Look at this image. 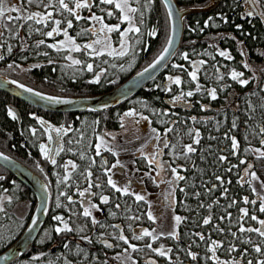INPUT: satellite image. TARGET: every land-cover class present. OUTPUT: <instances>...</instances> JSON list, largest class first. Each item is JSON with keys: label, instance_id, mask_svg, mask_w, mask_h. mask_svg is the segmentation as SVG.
<instances>
[{"label": "trees", "instance_id": "obj_1", "mask_svg": "<svg viewBox=\"0 0 264 264\" xmlns=\"http://www.w3.org/2000/svg\"><path fill=\"white\" fill-rule=\"evenodd\" d=\"M210 1L176 0L181 9H184L183 7L205 5ZM259 1L264 12V0ZM148 3L151 5H144L145 0H141V4L139 5L132 4L143 11L144 14L142 24L139 20V12L136 14L137 26L141 29L140 33L136 34L140 43L138 45L135 43L140 51L137 56L140 60H138L135 66L127 70L125 74L119 75L121 82L130 78L136 72L133 70H137L140 64L143 63V60L148 61L150 56L160 49L163 40H166L168 23L164 7L160 0H148ZM100 6V10L104 9V6ZM244 9L245 6L242 0H223L215 10L209 13H193L189 15L185 22L183 44L176 58L169 65L166 72L151 84L152 88H157V91H161V93L151 95L147 91H142L133 99L138 109L143 112V116L148 117L150 129H157L162 138L164 137L166 128L172 127L174 129L172 132L167 133V140L170 142V145H175L174 149L171 147L165 149V154L170 155V158L174 156L173 153H181L183 145L192 143V137L188 135L189 129L198 128L200 141L205 137V140L200 142V149L195 154H189L195 162V169H189L186 165H184V169H180L184 170V174L181 173V175L185 176L186 179L181 181L180 187L177 189V192L180 194H178L179 197L176 199L175 214L186 219L182 220L179 227L176 228L178 238L160 236L156 241H152L150 237H145L143 240H135L132 233H127L130 230L133 232L132 229L139 226L148 228L149 231L156 229L158 233V212L154 207L149 208L147 200L137 202L133 195H123L114 191H111L108 196L109 202L105 204L100 200L101 192L98 189L96 190L92 203L98 205V208H94L92 217L95 218L97 223L93 224L92 217H84L82 215L83 210L75 198L77 188L73 187V185L62 187L61 182L57 180L54 170H61L60 162L57 161V165L54 167L51 165L47 166V174L52 182V190H59L60 193H63L62 189L64 188L67 195H58L60 204L58 206L57 198L54 196L55 193L53 194L54 197L50 204L47 221L38 241L26 255L13 264H105V262L107 264H131L130 261L115 259L116 253L121 252L123 248L127 247L122 241L115 239L120 234V229L123 230L125 236L128 235L131 243L136 244L141 249L139 252L131 253L132 258L137 261V264H147L149 260H154L156 264H216L214 260L209 259L212 255L209 251L212 240L223 242L216 252V256L221 261L231 262L239 260L241 264H247V260L252 259L253 264H256L257 259L264 258L260 257L253 250V246L261 242L259 235L254 232L240 233L238 231L241 225L245 228L259 227L258 220L264 219V213L258 211L259 206L257 203L253 205L243 202L244 197H248L249 201H260L256 198V194H260L261 184L258 180H252L251 185L245 182L251 180V177L245 176L244 169L252 162V167L249 171L256 172L257 166L264 162V158L259 157L256 152L251 150L245 151V149L256 148L264 150V145L260 143V140L264 138V134L259 132V129L264 127V107H262L264 105V72L258 73L259 77L257 80L251 78L247 85L238 84L237 81L234 82L230 76V72L234 69L237 72L244 73L243 79L252 77L251 71H245L241 64V54L235 41L231 38L232 35L245 39L248 47L249 61L252 64L258 65L264 61V24L257 18L249 22L250 20L245 18ZM116 14H119V10L114 11L112 17H108L106 12L101 11L100 13L105 18L104 22L110 25L120 23V19L117 18ZM210 17L212 18L211 20H209ZM14 23L13 27H15ZM120 24L125 26L123 23ZM18 25L21 26L22 32H18L17 34L20 36L10 41L13 44L10 53L7 51L8 44L4 42L5 45L0 49V54L4 58L0 62L15 60L16 62L21 61L24 63L33 59L29 57L32 52L30 47L25 52H22L24 46L21 43L23 40L27 41V31L25 28L33 31V26L30 25V22L25 21ZM43 30L47 31L48 29L43 28ZM153 30H155L156 35H149ZM12 31L17 32L18 30L13 29ZM118 33H111V37L114 39L118 38ZM36 38L39 39L38 37ZM36 38H30L28 44L35 46L37 41H39ZM90 39L93 38L90 36H80L79 38L82 44L86 43L85 41L89 42ZM39 47L42 51L48 52L50 59L44 57L47 62L43 63L40 67H35L32 70L33 76L43 83L45 80L50 85L52 83L56 84L55 88L63 92V94L96 96L109 92L115 89L117 85H120L118 83L112 84L109 81L112 79V76L109 74L111 69L107 70L100 84H89L88 81L94 77V74L86 70H78L83 69L84 64L72 67L64 65L60 61L50 64L48 61L53 58L57 51L47 48L46 44ZM221 48L227 49V52L233 58L229 60L221 57L217 52ZM185 52L189 54L188 60L183 59V53ZM33 53L36 54V51H33ZM76 54L85 64L93 63L95 72H98L102 68V61L107 60L110 62L114 58L107 55L94 58L88 56L84 51ZM56 56L59 57L58 52ZM35 59L37 58L35 57ZM60 60L62 61L63 58ZM194 61L205 62L197 71V81H192L188 75V72L193 70L192 62ZM121 63L123 62L121 61ZM173 65H182L183 67L176 68ZM113 69L116 70L117 68L114 67ZM170 76H179L182 83L179 86L171 83L167 79ZM220 76H223V79H220ZM196 83L202 86L200 92H196L193 88ZM169 87L172 94L175 95H179L181 90L184 92H194L192 97H185L186 100L192 102L191 104L194 105L192 111L183 112L167 109L165 99L172 98L169 91L166 90ZM212 88H216L217 95L221 98L227 96L232 89L233 92L235 91L234 102L231 103H235V110L229 108H225L224 110L221 108L222 113L218 122L202 117V114H209V109L204 113L198 109L199 103L203 104L211 99V97H207L208 92L206 90ZM9 105H14L18 108L21 115L20 122L17 119L13 120L8 115ZM212 107L219 112L218 107ZM121 108L124 110L121 106L120 108L108 111L105 115H92L88 113L86 115L82 114L79 117H77L78 115L75 117L74 115H69V118H73L69 122L70 127L76 131L77 135H81L82 139L91 137L96 141L97 134L103 130L101 126L103 123L105 124V130L118 129L117 124ZM164 112H167L168 115H162ZM213 113L215 112L212 111L209 115L211 116ZM177 114L184 117L181 118ZM37 117L43 118L51 125H62L65 124L63 120L66 116L28 106L0 91V149L7 150L11 156L21 160V162L31 168L36 165L35 159L42 164L44 162L36 145L38 139H44V130L39 125ZM192 117H196V120H192ZM99 118L104 120L100 123L101 125L98 123ZM170 121L177 123L172 124L169 123ZM233 121L237 125L235 129L232 128ZM33 128L37 130L35 134L31 131ZM226 132L230 136H234L239 142L236 155L232 154L231 140L226 139L224 136ZM213 136L216 137L215 140L210 139ZM218 139L226 143V145L220 146L219 144V147L213 148L217 142L219 143ZM194 146L196 147L197 145ZM209 146H211V152H209ZM81 151L86 152L88 157L95 158V164L91 165L92 174L102 180L105 179L103 178L102 170L98 167L100 163L99 156L95 155L94 149L87 148V145L75 144L72 152L64 153L65 155L60 156V159L72 158L78 165L76 171L84 172L89 167V162L87 159L82 160L80 158L79 153ZM218 155L226 156L227 160L223 163L218 162ZM201 156L205 158L201 159ZM175 158L174 156V160L180 159ZM181 158L183 159V157ZM241 160H245L246 162L241 164ZM115 163L116 161L111 164ZM232 165H236V167L231 172H228L227 169ZM118 167L112 169L113 174L118 175L120 172V168ZM137 168L139 171L142 169L140 164ZM146 170L147 172L148 170L152 171L153 166L147 165L140 173L144 175L147 173ZM100 171L101 174H98ZM6 175L5 180L0 183V188L6 189V193L11 196V201L7 204L8 208L13 210L14 207L12 208V206L20 202H26L27 200L31 203V212L34 211L36 199L32 193L9 173H6ZM217 175L224 179L223 185H220V182L215 179ZM241 177H244V180H241ZM188 180L190 183L187 187ZM229 181L231 182L229 183ZM193 183L196 185L195 188L192 187ZM121 184L123 185V183ZM121 184L119 183L120 186ZM212 184H216L217 188L209 194L205 189L211 188ZM56 185L60 186L57 187ZM103 187L105 190L108 185ZM252 187H255L257 192H252ZM181 188L185 190L184 194L180 191ZM224 188L228 189L227 196L222 195ZM197 191L201 193L199 198L194 195V192ZM66 196H72L75 203H70L66 199ZM216 200H219V205L214 203ZM232 200H236L237 203L232 207H228ZM117 203L121 205L119 209L115 207ZM200 203H203L205 206L213 204L211 210L213 220L208 225L203 224V218L209 215V211L206 207L198 208ZM240 208H248L249 215H256L258 220L252 221L247 217L241 220L240 216L242 214L239 212ZM149 209H151L153 216L156 218L155 220L148 219L147 212L150 211ZM111 213H115V215ZM227 213H231L232 216L227 217ZM57 215L63 216L65 220L69 221V226L73 228L72 232H55V227L58 226L59 222L54 220L53 217ZM221 216H225L226 218L221 220ZM134 217H139V219H134ZM26 225L27 222L18 220L13 213L0 212V253L9 248L21 236ZM112 225H118L119 228H113ZM217 227L224 231H217ZM232 232H236L237 236L233 237ZM196 233L203 234L205 240H200L199 236L195 235ZM82 236L88 237L90 242L89 239H81ZM245 240H251L252 243H244ZM102 241L111 243L114 247L108 248ZM148 243H152L153 248L163 245L165 249H171L172 251L168 253L167 257H161L145 247ZM65 244L68 245L67 248ZM230 245H234L236 251L228 252L227 249ZM244 249H248V254L241 257L240 252ZM188 251L196 253L197 259L192 260L187 254ZM34 257L38 259H33Z\"/></svg>", "mask_w": 264, "mask_h": 264}, {"label": "rangeland", "instance_id": "obj_2", "mask_svg": "<svg viewBox=\"0 0 264 264\" xmlns=\"http://www.w3.org/2000/svg\"><path fill=\"white\" fill-rule=\"evenodd\" d=\"M45 2L47 3V2H49V0H45ZM51 2L54 4L55 0H51ZM160 2L162 3V5L164 7V10L166 13V19H167V23H168V33H167L166 40H163V42H162L163 44H161L160 49L157 52L153 53L150 56V59L148 61L147 60L144 61L143 59H141V60H143V63L140 64V66L137 70L136 69L133 70L134 72L136 71L135 74L133 73L134 75H136L139 72H142L146 67H148L149 64H151L153 61H155L161 55L162 50L166 46V42L170 37V34H171V32H170V30H171L170 18L168 16V12L166 10V7H165L163 1L160 0ZM5 3H6V6H8L10 4L12 7H22L25 10V13H33V12L45 13L48 11H52L54 19H60L62 21V23L60 25L61 28L66 26L63 23L65 18L72 19L73 20V27L71 29H69V34L71 36L76 37V42L79 44H82V42H81V40H79L80 36H77L78 31H76L75 29L82 30V29L90 27L92 24L91 21L86 20V19H81L80 21H76L73 17L68 16L67 12L61 13L59 11H56L54 8H47L46 9L43 6V4L40 3V0H33V2L31 4H29L27 2V0H5ZM209 3H207L205 5H197V6H193V7H187V8L183 7V8L184 9L202 8V7H205L206 5H208ZM242 3H244V6H245V9H244L245 18H248L250 20L249 22H251L252 20L257 18L260 21H262L264 24V12L262 10V6H261L259 0H242ZM98 4H99V0H94V6L91 9V12L95 13L96 15H100V13H101V10H100L101 6L100 5H102V4H99V6L97 7L96 5H98ZM139 4H141V0H140ZM144 5L150 6L151 4L148 3V0H145ZM70 6H73V5L70 4ZM103 6H104V9H107L108 5H102V7ZM108 7H109L108 8L109 10L116 11L115 9H112V6H108ZM249 12L253 13V15L248 16L247 14ZM79 14L82 17H88L90 15L89 10H87V9L79 10ZM12 15H19V13H12ZM116 15H117V18L119 19V14H116ZM187 17H186V19H187ZM134 19L136 21L137 16H135ZM186 19H185V22H186ZM23 21L24 20H21L19 22L13 21V22H15L14 23L15 27H13V22L11 24H9L6 20V18H4V29L5 30L3 33V38L0 39V44L5 45V43H7L8 46L11 45V47H12L13 44H11L10 41L12 39L20 36L17 33L22 32V28L18 24H21ZM27 22H30V25L33 26V31H30L29 29L25 28L27 31V33H26L27 41L23 40V42H21V43H23V46H24V49H22V52H25L30 47V50L32 52L30 53L29 57H31L33 59H30L28 62H24V63L21 61L16 62L15 60H8V61L0 62V77L1 78L7 77L8 79H10L12 81L15 80L18 83H21V84H23L29 88H32L35 91H38L40 93H45L47 95H57L58 97H64V98H79L77 96H72V95L67 94V93L63 94V92H61L55 88L56 84L52 83V85H50V84L46 83L45 80L43 83L42 81L37 80V78H35L33 76L32 70L35 68L34 66L35 65L42 66L43 63L47 62L44 59V57H47L50 59V56H49V54L47 56H45L44 53H48V52L42 51L40 47H37L36 45L35 46L29 45L28 40L30 38L38 37L39 39L36 38L37 40L43 39V40H45L46 44H49V43H55L58 40H62V39H64V37L61 34L58 36L54 35L53 37L49 38V37H46L44 35L42 36L41 33L35 31L36 28H42V29L46 28V29H48L47 31L51 30V28L54 26L51 22H49L47 26H44L42 24H36L35 21H27ZM123 24H125V26L120 24V30H122V31L127 28V23L125 22ZM136 25H137V22H136ZM13 29H17L18 31L17 32L12 31ZM136 34L137 33H130L129 34V36L132 37V39H130L128 41V43L130 45L129 55L124 56L121 59V61L123 62L122 63L123 64V70L120 67L121 65L117 66V64H114V65H116L117 69L114 70L113 69L114 67H113L111 69V71L109 72V74L112 76V79H110L109 81H111L112 84L118 83L120 85H123L131 79V78H127L126 80L121 82V78L119 77V75L125 74V72L127 70H129L133 66H135L137 64L138 60H140V58L137 57L139 55V52H140L138 47H137V45H138L137 40L139 41V43H140V40ZM118 35H119V33H118ZM110 37H111V34H110ZM92 38L94 39L95 37H92ZM119 39H120L119 36L116 39L111 37V42H112L113 47L119 48ZM183 39H184V37H183ZM85 42L87 43V41H85ZM135 43H137V45ZM182 44H183V40H182L181 46H182ZM0 49H1V47H0ZM35 49H37V50H35ZM53 50L56 51L55 49H53ZM33 51H36V54L33 53ZM133 51H134L135 55L132 54ZM239 52L241 54L240 61H242L241 64H242L244 70L245 71H251V74H252V77H249L248 80H251V78L257 80V78L259 77L258 73L264 72V61L261 64L254 65L249 61V57H248V53H247L248 51H246L244 49V51H239ZM0 53H1V51H0ZM58 53H59V57L56 56V54H57V52H56L51 60L53 62L60 61V62L64 63V65H66V66L70 65L71 62L64 59V57L66 55H68L69 53L66 50H62L61 52H58ZM0 55H2V54H0ZM71 55L74 58L79 59L75 52L71 53ZM176 55L171 59L172 60L171 63L176 58ZM35 57L37 59H35ZM61 58H63L62 61L60 60ZM245 64L248 65L247 68L244 66ZM9 65H12V67L10 68ZM111 66H112V64H111ZM167 68L162 73H165ZM99 71H100V69L98 70V72ZM104 75H101L100 82L102 81ZM93 79H94V77L91 78L90 81ZM155 80H153V81H155ZM90 81H88L89 84H90ZM234 82H236V81H234ZM91 84H100V83H91ZM238 84H240V83L238 82ZM50 86L53 88H51ZM118 86L119 85H117L115 87V89ZM113 90L106 92V93L98 94L95 97L104 96L106 94L111 93ZM140 92H142V91H140ZM234 93H235V91H234ZM5 94L10 96L13 99L19 101V102H22L28 106L35 108V106L32 105L31 103L24 101L22 99H19V98L15 97L13 94H9V93H5ZM138 94L136 93L135 95H133L132 97L129 98L131 100H129V102H127L126 105L123 107L124 110L121 108V111H120L121 113H119V120H118V124H117L118 129L117 130H115V129L105 130V124L104 123H103V125L100 124L104 120L102 118H99L98 123L102 126L103 130L97 135L103 136L105 141H107L108 146L111 147L113 149V151H107V150L102 149L101 155L99 156L100 163L98 164V167H100V169L102 170L103 178H105V179L102 180V179L98 178V176H94L92 174L91 180L93 181V183L94 184L98 183L101 185V187L97 188L94 186L91 189V191L93 193H95L96 190L98 189V191H100L102 195H106V196H109L111 191L116 192L114 189H112L107 184V176L104 173V168H111V166H112L111 163H114L115 161L119 160L120 161V165H118L119 166L118 168H120V170H119L120 172L118 173L119 176L117 174L115 175V173L114 174L112 172L110 173L112 175L113 180L117 182L118 186H120L119 183L120 184L123 183V185L124 184L129 185L130 192H134L136 190V187H138V185H140L142 188H146L145 189V193H146L145 196H146V200L149 202V208L154 207V208H156V211L158 212L159 219H158V225H157V229H158L157 234L164 233V235H162V237H168L167 233L172 232L174 230V228L176 231V228L179 227V225L181 223L180 222L179 225H176V222L174 221V216H177L175 214L176 199H178V197H179L178 194H180L179 192H177V189L180 187L181 181H179L177 183V185L175 186L174 194L171 197H169L168 200H166L165 197L168 195L170 185L166 182L165 183H159V181L161 178L164 179L165 181L172 179L173 174L171 173L170 170L162 172L161 176L157 177V182H153V179H152V177L157 176V172L155 170L154 165H153V171L152 172H151V170H148V172L146 170L147 173H145L144 175L141 176L140 171H142V169H144L148 165V163H147V160L141 155L140 151H138V150L143 148V151L145 153H152L156 150V145L159 144L161 148L163 147V145L160 144L158 141L153 140V134H152V131L150 129L149 119L148 120L142 119V117H144L143 112L138 109V106H136L135 101H133V99H135V97ZM207 97H210L208 95V93H207ZM168 99H169V101H168ZM168 99H165V103L167 104L168 110L190 112L186 108V104L184 105V101H188V100H186V98L183 101H179L176 103H172L173 98H168ZM188 103L191 104L192 102L188 101ZM234 104L228 105L229 106L228 108L235 110L236 107ZM201 105H204V104L199 103L198 109H200L201 112H203V113L206 112L205 111L206 109L202 108ZM12 107L15 108L19 112V110L16 106L9 105V108L12 109ZM120 107L121 106L119 105L116 108H120ZM191 108L193 109V107H191ZM111 110H113V109H111ZM130 110H134L136 115H134V116L125 115V113L129 112ZM209 110H210L209 114L212 111L213 112L218 111L217 109H214L213 107L210 108ZM108 111H110V110L103 111V112L87 111V112H74V113L66 112V113H58V114H63L66 116L63 120V122H65V124L63 126L69 127L70 126L69 122H71L70 120L73 119V118H69V115H74V117L77 115H78L77 117H79L82 114L86 115L87 113L92 114V115L93 114L105 115ZM46 112H48V111H46ZM177 115L181 118L184 117V116L179 115V114H177ZM16 116H17L18 122H20V120H21L20 112H19V115L16 114ZM83 117H85V116H83ZM75 119H77V118H75ZM137 121H139V123H137ZM175 123H177V122H175ZM196 129L198 130V128H196ZM42 130H44V129H42ZM47 135L48 134L44 131V139L40 138L37 140L36 145H37V149L39 151H40V149H39L40 142L41 141L46 142ZM204 140H205V137L201 141H204ZM70 141H71V143H70ZM78 141H79V143H77ZM97 142H99L98 139L96 141H94L91 137L87 138V139H82L81 135H77L75 130L72 132H69L65 135V137L62 139V143L60 145V148H62L63 150L59 151V153L56 154L54 157L56 159V161L60 162V169L61 170L60 171L56 170L57 172L54 170V172L56 173L57 180H59L61 182L62 187H67V186L73 185V187H75V188L79 187V189L81 188L80 190H83L84 188H86L88 186V180L85 178L84 175L81 174V173H83V171H81V172H77L76 170L73 171L71 169V167L69 166L68 172H71V176H70L69 180L65 182L63 180V177L67 173L65 172L63 165H65L66 162L70 161V160L73 161L74 163H76V162L72 158H69V157L67 159L63 158V160H62V159H60V156L65 155L67 152L71 153L72 148L75 144H81V145L84 144V145H87V148L95 150L94 145ZM200 147L201 146L199 143V145L196 146V149L199 150ZM165 149L166 148H163V154L161 155L160 160L163 162H167L172 167L181 166V167H177V171L180 173V175H181V173L184 174V170H180V169H184V165H186L189 169H193V170L195 169V166H193V165H195L193 158L190 157L189 159H185V158L182 159L180 157L179 160H177L176 158H175L176 160H174V156L172 158H170V155L168 156L165 154ZM0 151L6 155L11 156V154H9L7 150L0 149ZM113 153H115V155ZM195 153H192V154H195ZM40 154L42 156V159H44L43 164L41 162L36 161V159H35L36 165H34L33 168L29 167V169L34 171L36 174L43 176V179L47 183L48 188L50 190V204H51L53 197L55 196V198H57L58 195H60L59 194L60 192H59V190H56V191L52 190V182H51V179L49 178V176L47 174L46 168L48 165H51L52 167H54L57 164L54 165L51 162H49V159L46 158L45 155L43 153H41V151H40ZM49 154H50V152H49ZM105 160L107 161V164H104ZM139 164H140V167L142 168L140 171L137 168V166H139ZM250 164H252V162ZM121 165H122V167H121ZM7 171L8 170L5 167L0 165V177H3V179L0 180V183L5 180V175H6V173H8ZM148 173H150V175H146ZM255 173H256L257 177L259 178L258 181L260 182V184H261V182H264V162L260 163L257 166ZM98 174H101V171L98 172ZM118 178H120V179H118ZM129 182H130V184H129ZM189 183H190V181L188 180L187 187H188ZM106 185H108V187L104 190L103 186H106ZM123 185L121 184V186H123ZM23 186L26 187L25 185H23ZM56 186L59 187L60 185H56ZM93 189H95V190H93ZM62 192L67 195V192L64 188L62 189ZM1 193H3V195L0 196V208H2L3 211H0V212H3V213L6 212L7 214L13 213V215H15L18 220H21L23 222H27V225L23 231V233H24L25 230L27 229V227L31 221V218L33 216V213H34L33 211L31 212V205H30L31 203L28 202L27 200H26V202L17 203L15 206H12V208L13 207L14 208H13V210H11V208H8V205H7L11 201V196L8 195L4 190H1ZM31 193L35 197L33 192H31ZM53 194H54V196H53ZM182 194H184V192ZM259 196L264 197V188H262V187H261V191H260ZM75 198H76L78 204H80V208L83 210V208L85 206H88V205L87 204L82 205L80 203V201L81 200H90V202L92 203L93 196L89 197L88 194L86 193L85 197L81 198L78 194V191H77V195ZM256 198H258V194H256ZM259 204H260V201L257 202L258 206H259ZM36 206H37V200H36ZM149 210L151 211V209H149ZM90 211L93 212L94 208L90 209ZM148 212H147V214H148ZM46 221H47V219H46ZM44 226H45V224H43L41 229H40L39 237H40V234H41ZM142 229H148V228L139 226V227L133 228L132 229L133 232L130 229H128L130 231L127 234H129V233H132L133 235L134 234H136V235L142 234V232H141ZM23 233L21 234V236L23 235ZM20 237L11 246L16 244V242L20 239ZM39 237H38V239H39ZM126 237H128V235H126ZM38 239H37V241H38ZM40 242H42V240H40ZM34 244L24 255H26L33 248ZM146 254L148 255V253H146ZM23 256H21L20 258L15 260L13 263H15L16 261L21 259ZM13 263H11V264H13Z\"/></svg>", "mask_w": 264, "mask_h": 264}, {"label": "snow or ice", "instance_id": "obj_3", "mask_svg": "<svg viewBox=\"0 0 264 264\" xmlns=\"http://www.w3.org/2000/svg\"><path fill=\"white\" fill-rule=\"evenodd\" d=\"M27 2L29 4H31L33 2V0H27ZM40 3L43 4V6L47 9V8H54L56 11H59L61 13L67 12L68 16L73 17L76 21H80L81 19H86L92 22L91 26L85 29H82L80 32L77 33V36H91V37H95L94 39H90L89 42L84 43V44H79L76 42V37L71 36L69 34V29H71L73 27V20L72 19H67L65 18L63 23L66 25L65 27L61 28L60 25L62 23V21L60 19H54L53 17V12L52 11H48L45 13H40V12H33V13H25V10L22 7H12L10 4L8 6H6L5 0H0V39L3 38V33H4V18H6L7 22L9 24H11L13 21H21L24 20L25 22L27 21H35L36 24H42L44 26H47L49 22H51L54 26L51 28V30L49 31H43L42 28H36L35 31L41 33L42 35L46 36V37H53L54 35H63L64 39L62 40H58L55 43H49L46 44L45 40L41 39L39 41H37L36 46L39 47L41 45H45L46 47L49 49H55L57 52H60L62 50H66L69 54L66 55L64 57L65 60L70 61V65H68L69 67L72 66H80L82 64H84V68L83 69H78L80 71L86 70L87 72L93 73L94 74V79L90 81V83H100L101 80V75L106 74L107 69L101 68L99 72H95L94 71V65L93 63H84L83 61H81L80 59L74 58L71 53L75 52V53H79L81 51H84L87 53L88 56L90 57H94V58H99L102 57L104 55L110 56V57H124L129 55V51H130V45L128 43V41L130 39H132V37L129 36L130 33H140L141 29L140 27H138L136 25V21L134 19V17L136 16V14L139 12V20L140 23H143V11H141L138 7H133L132 4L135 3L137 5H139L140 0H99V4L102 5H108V6H112V9L115 10H119V19H120V23H127V28L124 29L123 31L120 30V23L115 24V25H109L107 23L104 22V16L103 15H96L95 13L91 12L92 7L94 6V0H55V3L53 4L51 2V0H49V2H45V0H40ZM164 3L166 5V7L169 8V15H172L171 12V5L169 4V0H164ZM73 5V6H70ZM97 7L99 5H96ZM82 9H87L89 10L90 15L88 17H82L79 14V10ZM101 11L106 12L108 17H112L114 15V11L113 10H109V9H101ZM12 13H19V15H12ZM248 16H252L253 13L249 12L247 14ZM212 18L210 17L209 20H211ZM206 26H207V22H206ZM240 27V26H237ZM193 31H195V29H193ZM201 31H203V29H201ZM113 32H119V48H115L112 46V42H111V37L110 34ZM149 35H156L155 30H153L152 32L149 33ZM173 38L169 37V39L166 42V46L163 48L161 55L152 63L149 64L148 67H146L142 73H138V76H144L145 74H148V77L151 78V73H150V69H155L159 63L161 61H163L164 59H166L167 55H174L173 52L170 51L172 45H173ZM137 43H139V41L137 40ZM4 45L0 44V47H3ZM7 51L10 53L12 51V47L11 45H9L7 47ZM133 55H135L134 51L132 52ZM243 54V53H242ZM45 56L48 55V53H44ZM219 55L221 57H225L229 60H231L233 57L231 56V54L225 50H221L219 51ZM4 57L2 55H0V60H2ZM183 59L184 60H188L189 59V54L188 53H183ZM50 64L53 63L52 60L48 61ZM102 63L107 64L108 61L104 60L102 61ZM205 63L204 61H198V62H192V68L193 70L188 72L189 77L191 78L192 81H197L198 79V75H197V71L199 70L200 66ZM246 68L248 67L247 64L244 65ZM9 67L11 68L12 65H9ZM34 67H40V65H35ZM97 67H99V65H97ZM112 67H116V65H112ZM121 69L123 70V65L120 66ZM173 67L176 68H182V65H173ZM230 76L231 79L234 81H238L241 85H247L249 83L248 79H243L242 77L244 76L243 72H237L236 70H232L230 72ZM220 79H223V76L219 77ZM169 81H171V83H174L176 85H180L182 83L181 78L179 76L176 77H168ZM114 82V81H113ZM11 83L13 84H17V86L21 89H24L27 92H33L32 88H26L25 85L23 84H18L17 81L13 80L11 81ZM167 91H171V88H167ZM196 92H200L201 91V86L197 83L196 85ZM208 92V95L211 97V99L215 100L217 99V90L216 88H212L210 90H206ZM126 95V93H124ZM35 95L40 96L42 99L46 98L48 101H50V103L52 104H68V103H72V101L67 100V99H63L61 97H56V96H48V97H44L41 93H35ZM194 95L193 91H187L184 92L183 90L180 91L179 95H176L173 100L172 103H176L179 101H183L185 99V97H192ZM190 106V105H189ZM103 107L107 108L108 105L105 104L103 105ZM202 108H206V105H201ZM262 107H264V105H262ZM8 115L13 119H17L16 113L9 108L8 109ZM125 115L127 116H134L136 115L134 110H130L129 112L125 113ZM162 115L167 116L168 113L164 112L162 113ZM37 120H39L41 125H44V121L40 120L39 117L36 118ZM142 119L144 120H148V117H142ZM192 120H196V117H192ZM137 123H139V121H137ZM169 123L174 124L175 121H170ZM51 127V126H49ZM237 127L236 122L233 121L232 123V128L235 129ZM174 129L172 127H168L165 129V134L164 137H161V134L157 131V129L152 128L151 131L154 134L153 135V139L156 141H159L160 144L163 145V147L161 148L160 145H156V150L152 153H145L142 149H139L138 151H140L141 155L147 160L148 165L151 166H155V170L157 172V176L152 177L153 182H157V177L161 176V173L167 170H170L172 175V179H169L167 181H165L164 179H160L159 183H168L170 185V189L168 192V195L165 197L166 200L169 199V197H171L174 192H175V186L177 185V183L179 181H183L186 179L185 176L180 175V173L177 171V167H181V166H177V167H172L170 164H168L167 162H163L159 159V157L163 154V148H175V145H170V142L167 140V133L168 132H172ZM32 133L35 134L36 133V129L33 128L31 129ZM53 131H55L57 133V136H62V135H66L69 132L74 131L70 126L69 127H65L63 125H61L58 128H54ZM259 132L264 134V127H261L259 129ZM188 135L192 137V143L190 144H186L182 146V152L181 153H173L174 156L176 158H180L183 157L185 159H189L191 153H195L197 151L196 147L194 145H199L200 143V132L197 129H189L188 131ZM226 139H230L231 140V149L232 154L236 155V150L239 148V142L237 141V139L234 136H230L229 133H225L224 134ZM49 140H52L53 137L51 135L48 136ZM98 141L95 145V155L96 156H100L101 155V151L103 150H107V151H113V149L111 147L108 146L107 141H105L103 136H98L97 137ZM210 139L215 140L216 137H210ZM71 143V141H70ZM79 143V141L77 142ZM260 143L262 145H264V138H262L260 140ZM40 151L41 153H43L45 155L46 158L50 159L52 164H57V161L54 157L49 156V152L50 149L48 148V145L41 143L39 145ZM62 148H57L54 151L56 152V154L59 153V151H62ZM254 151L256 152L259 157L264 158V150H261L260 148H256V149H245V151ZM209 152H211V146H209ZM115 155V153H113ZM80 158L83 159H87L89 162V167L85 169V171L83 173H81L82 175L85 176V178L88 180V186L86 188H84L83 190H80L79 188H77L78 194L81 198H84L86 193L88 194L89 197L96 195V193H93L91 191V189L95 186L97 188L101 187L100 184L96 183L94 184L93 181L91 180L92 177V171H91V165L95 164V158L94 157H88L87 153L84 151H81L79 153ZM0 158L4 159V160H8L9 158L7 156H5L2 152H0ZM201 159H204V156L200 157ZM218 162L223 163L227 160V157L224 155H218L217 157ZM246 161L245 160H241L240 163L244 164ZM104 164H107V161H104ZM118 165H120V161L117 160L115 164L112 165L111 168H104V173L107 176V184L114 189L116 192L121 193L123 195H134L135 197V201L139 202V201H146V196L139 194V193H135V192H130V187L129 185H124V186H118L117 182L113 180L112 175L110 174L112 172V169L116 168ZM69 166L71 167V169L73 171H75L78 167V165L76 163H74L73 161H67L65 165H63L65 172L67 173L64 177L63 180L66 182L69 180L70 176H71V172H68ZM195 166V165H193ZM122 167V165H121ZM236 165H232L231 167H229L227 169L228 172H231L233 168H235ZM252 165L249 164L247 168L244 169V173L245 176H250L251 180H247L245 182L249 183L251 185V181L252 180H258L259 178L257 177L256 173L254 171H249V169H251ZM146 175H150V173L146 174ZM3 177H0V180H2ZM215 179L217 181L220 182V185L224 184V179L217 175L215 176ZM241 180H244V177H241ZM231 181H229L230 183ZM130 184V182H129ZM46 187V185H42V188ZM193 188L196 187V185L193 183L192 185ZM261 187L264 188V182H261ZM217 188L216 184H212L211 188H206L205 191L207 193H211L214 189ZM181 192H184L185 190L183 188L180 189ZM252 192H257V189L255 187L251 188ZM228 193V189L224 188L222 195L227 196ZM60 195H66L65 193H60ZM194 195L199 198L201 193L200 192H194ZM258 198L260 200V204H259V209L258 211L260 213H264V197H260L258 194ZM66 199L70 202V203H75V201H73L72 196H66ZM100 200L102 201V203L107 204L109 202V197L106 195H101L100 196ZM243 202L245 204H253L255 205L257 203L256 200H251L249 201L248 197H244L243 198ZM80 203L83 204H87L88 206H85L83 208V212L82 215L84 217H92V212L90 211V209L93 208H98V205L93 204L90 202V200H81ZM214 203L216 205H219V200L214 201ZM237 203L236 200H232L231 203L228 205V207H232L233 205H235ZM57 205L60 206L59 204V196L57 197ZM115 207L117 209H119L121 207V205L119 203H117L115 205ZM206 207L207 210L209 211V215L207 217L203 218V224L204 225H208L212 222L213 217L211 215V210L213 208V204H208V205H204L203 203H200L198 205V208H204ZM0 211H3L2 208H0ZM239 212L242 214L240 216V219L243 220L245 217H247L248 219L252 220V221H257L258 217L256 215H249V210L248 208H240ZM112 215H115V213H111ZM148 219L150 220H155L156 218L153 216L152 212L149 211L148 212ZM227 217H231L232 214L231 213H227L226 214ZM225 216H221L220 219L223 220L225 219ZM54 220H56L57 222H59L58 226L55 227V232L56 233H62V232H72L73 228H71L69 226V221L65 220V218L63 216L57 215L53 217ZM134 219H139V217H134ZM186 218L180 217V216H174V221L176 222V225H179V223L184 220ZM32 223L35 225L37 223L36 220H33ZM92 223L96 224L97 221L95 220L94 217H92ZM258 223L260 225V227H248L245 228L243 225H241L238 229V231L240 233H257L259 235V237L261 238V242L259 244H255L253 246V250L255 253L259 254L260 257H264V219H259ZM113 228H119L118 225H112ZM81 231H83V229H81ZM217 231H224L223 229L217 227ZM142 234L140 235H136L134 234V239L135 240H143L145 237H150L152 241H156L157 239L160 238V236L164 235V233H159L157 234V230L153 229L152 231H149L148 229H142L141 230ZM233 237H236L237 234L236 232H232L231 233ZM167 235L169 237L172 238H178V233L175 231V228L172 232L167 233ZM195 235L199 236V239L204 241L205 240V236L203 234L200 233H196ZM81 239H89L88 237H84L82 236ZM116 240L118 241H122L125 245H127V247L123 248L121 252H117L115 259L116 260H120V261H130L131 264H137V261L135 259L132 258L131 253L133 252H139L141 251L140 248L137 247L136 244H133L129 241L128 237H126L123 234V230L120 229V234L118 236L115 237ZM90 242V239H89ZM104 242V241H102ZM105 246L108 248H112L114 247L113 244L111 243H107L104 242ZM223 242L220 241H215L212 240L210 243V247H209V251L212 253L211 257H209V259H212L216 262V264H241V261L239 260H233L231 262L229 261H221L219 259L218 256H216V252L217 250L222 246ZM244 243L247 244H251V240H245ZM65 247L67 248L68 245L65 244ZM145 247H147L150 251L158 254L161 257H167L168 253L171 252V249H165L163 245H161L158 248H153L152 247V243H148ZM228 252H234L236 251V248L234 245H230L227 249ZM192 260H196L197 259V254L191 251H188L187 253ZM248 254V249H244L243 251L240 252V256L244 257L247 256ZM33 259H38L37 257H34ZM105 264H107V262H105ZM147 264H156V262L154 260H149L147 262ZM247 264H253V260L252 259H248L247 260ZM256 264H264V258L261 259H257L256 260Z\"/></svg>", "mask_w": 264, "mask_h": 264}, {"label": "water", "instance_id": "obj_4", "mask_svg": "<svg viewBox=\"0 0 264 264\" xmlns=\"http://www.w3.org/2000/svg\"><path fill=\"white\" fill-rule=\"evenodd\" d=\"M164 3V0H162ZM223 0H212L208 5L202 8H194V9H180L177 5L176 0H169V4L171 5L172 15H169V8L165 7L168 12V16L170 18L171 23V34L170 37L173 38V45L170 49L174 55H167L166 59L161 61L159 65L155 69H150L151 78L148 77V74L144 76L134 75L128 82L120 86L119 88L114 89L111 93L106 94L104 96L96 97L93 99H79V98H64L72 101V103L68 104H52L46 98L42 99L40 96L35 95V93H40L38 91L33 90V92H27L24 89H21L17 86V84H12L10 79L7 77H0V91L13 94L15 97L27 101L34 105L37 108H42L48 112H56V113H66V112H87V111H96L103 112L107 110H111L121 105V102L129 99L133 95H135L147 82L155 79L159 73H162L171 63V59L177 54L181 47V43L184 37L185 32V19L187 16L193 13H208L215 10ZM154 62V61H153ZM152 62V63H153ZM151 63V64H152ZM143 72V71H142ZM139 72V73H142ZM18 83V82H17ZM21 84V83H18ZM26 88H29L25 86ZM126 93V95L124 94ZM44 97L54 96L47 95L45 93H41ZM58 97V96H56ZM107 104L108 107L105 108L103 105ZM12 110L15 111L16 114L19 115V112L12 107ZM45 123L41 125L39 120V124L42 128L47 132L48 136L51 135L53 137L52 140H49L47 137V143H43L48 145L50 149L49 156L55 157L56 152L54 151L62 143L63 136H57V133L53 131L51 124L44 119L40 118ZM51 126V127H49ZM41 144V143H40ZM40 149V148H39ZM1 152V151H0ZM3 153V152H2ZM4 154V153H3ZM9 159L4 160L0 158V165L9 170L23 185H25L33 194L37 200V207L31 221L20 237V239L11 246L4 253L0 254V264H11L21 256H23L35 243L40 229L43 224H45L49 207H50V190L48 188L45 180L38 174H36L31 169L23 166L16 160L12 159L9 155L4 154ZM161 159V156L159 157ZM49 162L50 159H49ZM42 185H46V187L42 188ZM33 220H36L37 223L34 225L32 223Z\"/></svg>", "mask_w": 264, "mask_h": 264}, {"label": "bare ground", "instance_id": "obj_5", "mask_svg": "<svg viewBox=\"0 0 264 264\" xmlns=\"http://www.w3.org/2000/svg\"><path fill=\"white\" fill-rule=\"evenodd\" d=\"M231 38L235 41V43H236V45H237V48H238V50L239 51H244V49L247 51L248 50V47H247V43H246V41H245V39H242V38H239V37H237V36H235V35H232L231 36ZM221 50H225V51H228L227 49H225V48H221V49H218V53H219V51H221ZM121 59H122V57H119V58H117V57H114L113 58V60L112 61H108V63L107 64H105V63H103V66H102V68H104V69H107V70H110V69H112L113 67L111 66V64L113 65V64H117V66H119V65H123L122 63H121ZM166 72V71H165ZM135 74V73H134ZM134 74L130 77V78H132L133 76H134ZM161 75H163V73H159V75L155 78V79H158ZM155 79H153V80H155ZM168 79V78H167ZM153 80L151 81H149V82H147L146 83V85H144L138 92H137V94L140 92V91H147L148 93H150L151 95H155V94H160L161 93V91H157V88H152V82H153ZM199 84V83H198ZM196 85H197V83L196 84H194V86H193V88L196 90ZM200 85V84H199ZM120 86H122V85H119L117 88H119ZM201 86V85H200ZM202 87V86H201ZM169 93L171 94V96H172V98H174L176 95L175 94H172V92L171 91H169ZM54 96H57V95H54ZM234 96H235V93L233 92V89L227 94V96H225V97H220V96H218L217 95V99H215V100H213V99H209V101H206V102H204L203 104L204 105H206L207 107L205 108L206 110L205 111H207L208 109H210V108H212V106H214V107H218L219 108V112L218 111H216L215 113H213L211 116L210 115H204V114H202V117L203 118H205V119H208V120H214V121H216V122H218L220 119V116H221V113H222V110H220L221 108L222 109H224L225 110V108H228V106H227V104H231V103H233L234 102ZM77 97H79V99H93V98H96L95 96H91V95H88V96H77ZM170 98V97H169ZM129 100H131V99H127V100H124V101H122L121 102V105L120 106H122V107H124L125 105H126V103L127 102H129ZM168 101H169V99H168ZM166 104V103H165ZM186 104V108L189 110V111H192V108L191 107H194V105H192V104H190V103H188V101H184V105ZM191 107H190V106ZM166 106H167V104H166ZM35 108H37V107H35ZM37 109H39V110H44V109H40V108H37ZM45 111V110H44ZM194 111V110H193ZM51 113H53V114H58V113H56V112H51ZM177 116V115H176ZM48 122V121H47ZM221 123V122H220ZM64 125V124H63ZM218 141H219V143L217 142V144L213 147V148H215V147H219L218 145L220 144V146H222V145H226V143H223L222 141H220V139H218ZM12 159H14V160H16L17 162H19L20 164H22L23 166H25V167H27V168H29L26 164H24L23 162H21V160H18L17 158H15L14 156H10ZM11 176H13L18 182H21V181H19L18 179H17V177H15L9 170L7 171ZM7 175H5V177H6ZM145 189L146 188H142L141 186L135 191V193H139V194H142V195H145L146 193H145ZM1 190H4L5 192H6V189H2V188H0V196H2L3 195V193H1ZM134 196V195H133ZM37 207V206H36ZM36 207H35V209H34V211L33 212H35V210H36ZM49 209H50V207H49ZM48 214H49V211H48ZM47 217H48V215H47ZM38 237H39V235H38ZM38 237H37V239H38ZM37 239H36V241L35 242H37ZM9 248H7L6 250H8ZM5 250V251H6ZM5 251H3L2 253H4ZM2 253H0V254H2Z\"/></svg>", "mask_w": 264, "mask_h": 264}, {"label": "flooded vegetation", "instance_id": "obj_6", "mask_svg": "<svg viewBox=\"0 0 264 264\" xmlns=\"http://www.w3.org/2000/svg\"><path fill=\"white\" fill-rule=\"evenodd\" d=\"M63 125V124H62ZM61 125H52V128L54 129V128H58V127H60ZM45 131V130H44ZM46 132V131H45ZM47 133V132H46ZM47 137H48V135H47ZM47 137H46V139H47ZM65 137V135L63 136V138ZM40 143H47V140H46V142L45 141H41ZM153 171V170H152ZM151 171V172H152ZM141 176H142V174H141ZM42 177V176H41ZM140 187V185H138V187H136V190L138 189ZM135 190V191H136ZM134 191V192H135Z\"/></svg>", "mask_w": 264, "mask_h": 264}]
</instances>
